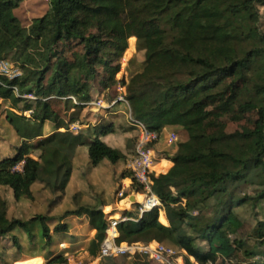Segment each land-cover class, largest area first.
<instances>
[{"label":"trees","instance_id":"trees-1","mask_svg":"<svg viewBox=\"0 0 264 264\" xmlns=\"http://www.w3.org/2000/svg\"><path fill=\"white\" fill-rule=\"evenodd\" d=\"M91 1L94 0H47L46 15L52 19L48 24L49 45L77 38L85 54L77 65V79H71L73 69L66 68L55 71L51 80L57 83L55 86H45L52 57L45 50L29 46L36 38L15 15L16 3L0 0V60L12 54L22 73L15 79L0 75V113L7 110L0 127V136L7 140L0 143V239L14 229L27 230L28 225L39 221L43 237L47 243L50 240L46 224L49 219L37 208L28 220L23 214L15 216L9 210V193L14 203L25 201L30 206L38 201L50 209L66 203L63 216L84 214L95 230L89 258L97 255L106 228L98 205H109L112 197L101 183L93 187L94 192L102 194L98 204L82 198L71 181L73 173L79 178L84 174V167L78 166L79 159L73 163L76 149H85V169L93 175L105 164L117 166L127 161L136 140V132L127 122L134 136L124 151L102 140L117 132L110 122L100 119L86 134L69 130L70 125L81 120L84 104L92 100L91 89L83 82L93 73L90 57H97L104 44L101 35L84 37L74 32L79 26L77 8L87 9ZM123 6L127 20L122 31L127 39L135 38V48L143 52V61L128 79L121 77L106 85L113 91L108 90L109 97L104 101L110 103L116 96L114 88L121 86L133 118L158 134L164 128L182 130L185 139L177 143L169 157L172 166L168 171L150 174L151 190L161 206L145 212L137 222H120L117 241H155L171 246L182 253V264H264V221L257 220L242 238L238 232L243 223L235 212L246 204L262 210L264 202V30L259 14L264 0H123ZM148 25L156 28L152 34L145 32ZM113 70L117 73L118 66ZM62 82L72 83V90L61 89ZM222 96L239 110L256 111L250 132L221 130L212 135L204 129L205 121L214 112H200V108ZM27 111L30 114L26 115ZM105 112L119 114L111 109ZM65 114L66 119L61 117ZM46 123L54 129L48 136L43 133ZM8 130L15 134V147L9 142L8 137H14L8 135ZM12 148L13 154L3 156ZM36 150L41 151L34 158ZM18 165L20 170L15 169ZM128 177L130 173L125 168L118 181ZM69 206L74 210H67ZM160 211L168 226L159 221ZM123 214L135 217L133 213ZM63 229V225H57L54 231ZM196 240L204 242L206 248L197 246ZM13 244L17 252H4L0 264L17 258L20 248L16 238ZM135 256L146 258L140 254L125 257ZM64 259L65 254L60 253L46 259L45 264ZM12 264H25V259Z\"/></svg>","mask_w":264,"mask_h":264},{"label":"rangeland","instance_id":"rangeland-1","mask_svg":"<svg viewBox=\"0 0 264 264\" xmlns=\"http://www.w3.org/2000/svg\"><path fill=\"white\" fill-rule=\"evenodd\" d=\"M16 3L15 15L20 20L21 24L27 28L31 29L33 33V37L36 38V42L33 44L29 43V46L40 48L41 50L47 51V55L51 56L52 60L49 64L48 69H50L46 77V81H44V85L47 83L57 84L53 79L55 71H63L66 68L71 70L70 77L75 80L78 78L77 76V65L80 63L85 54V47L82 43L79 42L77 38H73L71 40H61L57 43L56 46L51 47L48 42V24L51 23V16L46 15L48 10L47 0H13ZM259 14L261 16L260 23L261 28L264 30V8L259 10ZM76 17L79 21V26L75 29V33L82 34L84 37L91 35H101L104 44L101 48V53L97 57L91 56L92 65H94L93 73L91 74L92 82L86 81L83 82L84 86L90 87V93L92 96V101L97 100L103 97V100L109 97L108 90L106 89V85H108L112 80H118L121 77H128L137 71L140 68L141 62L143 61V52L137 51L135 48V38L127 39L122 31L123 25L126 22V14L123 6V0H94L91 1L88 5V8L78 7L76 10ZM40 19H43V22H39ZM155 26H146L145 32L147 34H152L155 31ZM117 56L116 53H120ZM12 55V54H10ZM8 56L6 60L13 68H18L15 66L14 61L11 56ZM90 60V61H91ZM2 61V60H0ZM118 66L119 71L115 73L113 70L114 67ZM22 75L20 71V76ZM85 76H90V73L84 74ZM84 75L80 76V80H83ZM61 89L72 90V83L69 85L65 82L59 84ZM115 89V88H114ZM111 91V90H110ZM16 92V91H15ZM24 97V96H23ZM26 98V97H25ZM30 99V98H29ZM6 106L9 108L10 105L6 103ZM83 110L81 112V120L84 124H88L87 128L84 127L79 130L80 133H90L92 131L93 126L97 125L98 121L101 119V122L104 123H112L116 129V134L114 135L115 144H124L125 149L127 150L130 146V140L134 136V131H131L126 123L125 115L121 112H118L117 115H110L104 113L102 109L98 110L95 107L91 106H83ZM118 110L125 111V108L121 105ZM4 111L0 113V127L4 124L3 116ZM200 112L203 111H213L214 116L207 119L204 123V129L212 134L216 135L221 130L226 133H231L234 131L241 132H250L253 129L254 121L257 117L255 110H239L236 106L225 96L220 98H215L208 104H206L203 108H200ZM18 114V113H17ZM66 115V116H65ZM61 115L63 118H67V114ZM103 116L105 117L103 119ZM94 123V124H93ZM128 124V123H127ZM85 125V126H86ZM170 130H166L161 134V141L165 144L166 134ZM178 136V142H181L185 139V135L182 130H173ZM2 132L6 134L5 130L2 129ZM124 135H126V139L124 142ZM10 143L14 144V140L11 137H8ZM17 144V142H16ZM134 146V145H133ZM6 147V145H5ZM174 146H169L168 148L172 149ZM7 149V147H6ZM5 149V150H6ZM41 150L33 152L32 156L37 157ZM6 154V153H4ZM6 156V155H5ZM87 158V154H86ZM85 158L84 156L79 157L78 166L83 168L82 171L84 174L79 178V176L73 178V183L76 189L82 193V198L85 201H88L90 204H98V198L101 197L102 194L96 193L93 190V187L98 186L102 183L105 187L106 194L108 196H112L113 202H115V194L117 191V187L120 184L118 181V177L125 168H123L126 164V161H123V164H119L117 166H112L109 163L102 166L99 170H97L93 175L87 173L88 170L85 169ZM18 169H21V165H18ZM128 183L127 181L125 182ZM99 190V189H97ZM248 194L251 191L246 190ZM39 198V197H38ZM37 203V204H36ZM47 203V202H45ZM44 203H39L38 201L34 203L31 211L29 210L25 215L26 217L32 216V211L36 210V208H40ZM121 205H126V203H121ZM109 206V205H108ZM106 207L105 213L109 212L112 208ZM43 208V207H42ZM260 210V206L257 208H252L250 204H246L240 208L235 210L236 215L239 219H241L243 226L239 230L240 237H244L247 235L257 220L264 221V202H262ZM103 211V210H102ZM41 212V211H40ZM104 213V212H103ZM112 213V212H111ZM118 216V215H117ZM115 216V217H117ZM159 221L162 222L161 215L159 217ZM101 222H106V217L104 216ZM41 223L35 222L34 224H30L27 227L26 233L30 234L32 229L33 232L36 233V228L32 226L39 227V236L37 238L36 244H31L25 249H19L18 255L21 254H32L39 252L46 245V239L42 235ZM22 232L18 230L15 232L14 236L4 239L3 248L5 246H9V242L13 243L14 238L16 237L17 241L20 242V236ZM19 237V238H18ZM1 245V244H0ZM5 245V246H4ZM196 245L201 247L202 249L206 248V244L201 240H196ZM2 249L0 246V255ZM8 251V250H7ZM178 251V250H177ZM6 252V251H5ZM17 252V248L13 250L12 253ZM11 253V252H9ZM182 256V253L178 254ZM69 256L73 259H81L86 261L87 256L84 253V249H77V251H70ZM5 261L7 257H4ZM3 259V260H4ZM7 264H11L10 259H7ZM158 264L155 262H149L147 258L144 257H118L113 259H104L100 262V264ZM25 264H41V260H31L26 259ZM45 264V261H44ZM172 264H175V261H172Z\"/></svg>","mask_w":264,"mask_h":264},{"label":"built area","instance_id":"built-area-1","mask_svg":"<svg viewBox=\"0 0 264 264\" xmlns=\"http://www.w3.org/2000/svg\"><path fill=\"white\" fill-rule=\"evenodd\" d=\"M0 75L8 79H15L20 77V70L18 68H13L7 61L2 60L0 61ZM115 93V98L108 104L102 97L97 100H90L84 105L91 106L92 108L95 107V109L98 110L102 109L104 113H106V109H111L114 113H123L128 125L133 127L136 132L133 153L127 159L125 165V168L130 173V177H128L127 180L128 183L126 184L122 181L118 185L115 194V204L118 205L121 204L122 201H125L129 206H136L135 217H128L126 215H119L117 217L111 216V212H113L114 209H111L107 213L104 211V215H106V228L104 237L99 245L98 253L95 257L87 258V260L84 261L81 259H73L69 254H65V259L63 261H54L48 264H98L103 259L134 256L135 254L143 255L149 261L158 264H172L174 257L178 254L175 248L155 241L151 243L133 244L117 241V225L120 222H137L145 212L161 206L159 199L151 190L152 181L150 174L154 173V152L152 147L159 141L162 132L158 134L156 131L149 130L146 124L132 117L131 111L125 100V90L123 87L116 86ZM24 97L33 99L31 95H24ZM120 105L125 108V111L118 110ZM26 114H30V111H27ZM81 127L82 125L76 122L69 126V130L77 134ZM177 143V134L173 130H170L166 134L165 145L174 146ZM15 169L19 170L18 166H16ZM137 195L142 197L140 201L136 200L135 197ZM59 248L61 250L66 249L63 244H60Z\"/></svg>","mask_w":264,"mask_h":264},{"label":"crops","instance_id":"crops-1","mask_svg":"<svg viewBox=\"0 0 264 264\" xmlns=\"http://www.w3.org/2000/svg\"><path fill=\"white\" fill-rule=\"evenodd\" d=\"M111 90L113 91V89H111ZM70 111H68L67 113H70ZM26 115H28V114H26ZM80 119H81V116H80ZM79 123L85 129L88 127L87 126L88 124L87 125L84 124L82 122V120H80ZM166 130H173V129L164 128L162 133L164 131H166ZM58 131L60 133H63L64 129H59ZM53 132H54V129L49 124L46 123L44 125V129H43L44 136H48V135L52 134ZM7 133H8L9 136H11V135L13 137L15 136V134L12 131H10V130H8ZM2 136L3 137L0 136V143H6L7 140L3 139V138H5L4 135H2ZM125 136L126 135H124V139H122L123 142L126 139ZM15 138L16 137H14V139H13L14 140V147L17 145L16 144L17 140H15ZM102 140L105 143H107L109 146H112V147H115V148H119L121 151H124V149H125L123 143L119 144V145L115 144V142H114V134H109L107 136H104V137H102ZM0 146H1V144H0ZM168 147L169 146H166L161 141V139H159V141L157 143H155L153 145V147H152L153 152H154L153 170H154L155 174H164L172 166V163L169 160V157L175 152L177 144L174 145V147L172 149H170ZM36 151H38V150H36ZM14 152H15V150H14V148H12V150H9V151L7 150L6 152H4L6 154H4L3 156H5V155L8 156L9 154H13ZM84 155H85V149L83 147H78L76 149V156L73 159V163L75 164L77 159H79V157L81 158V156H84ZM37 157H34V158H37ZM73 174H72V177H71V181H73V178H75L76 175H77V173H76V175H73ZM127 180H128V178L122 179L120 181V183L122 181L126 182ZM110 197H112V196L110 195ZM7 200L9 202V210L15 216H17V214L18 215L23 214L22 217L25 220H28L30 217H32V216L26 217V215H25L29 210L31 211V209H32V206L27 204L25 201H20L18 203H14V201L12 200V198L10 196V193L7 195ZM63 201L66 202L65 200H63ZM67 202H68V199H67ZM115 202H116V199H115ZM115 202H113V200H112V202L109 204V206L108 205H102L101 206V204H100V205H98V207L101 208L103 210V212H104L107 206L111 207V205L115 204ZM123 202H125V201H122L121 203H123ZM65 204L66 203L58 204L57 206H54V207H52L50 209L46 208L45 206H41L40 208L37 209L38 211H41L42 215L46 216L49 219L46 222V224H47V226L49 228L50 240H49L48 243L46 242L45 247H43L39 252L32 253V254H21V255H18L17 258L14 261L11 262V264L13 262H15V261L22 260V259H25V260L27 259L28 260L29 258H31V259L40 258L41 259V264H44V261L46 262V259H49V258H51L54 255H57V254H60V253L70 254V251H77L78 248L79 249H84L85 255L87 256V258H89V256H88V248H89L90 242L94 238L95 230H93L90 227L88 217L86 215H84V214H82L80 216H76V215L63 216V212L66 210V209L64 210V205ZM115 205H116V209H114V211L111 213V216L124 215L123 214L124 212H129V213L135 214L136 206H134V205H130V206L129 205L128 206H124V205H121V204H118V205L115 204ZM67 210H74L73 206H69ZM32 213L35 214L36 210H33ZM159 215H161V218L165 220V223H162V224L165 225V226H168V223L166 221L164 212L160 211ZM104 216L106 217V215H104ZM32 224H34V223H32ZM57 225H61V226L63 225L64 229L63 230H59L57 232L54 231V229H55V227ZM33 227L36 228V233H34L33 229H32L31 233L27 234L24 229L17 228V229H14L9 234V236H7V237H5L3 239H0L1 248L8 250V251L7 250H4V251L2 250L1 254H4L5 251L6 252H13V250L15 249L13 243L9 242L10 244H7L9 246H5L4 245L5 247L3 248L2 247L3 246L2 242L4 243L3 240L6 239V238L14 236L15 232H17L18 230H20L22 232V235L20 236V240L21 241L20 242L17 241L20 249H25V247H28L31 244H33V245L36 244L37 238L39 236V230H38L39 227L32 226V228ZM60 244H63L64 247H66V249L61 250L59 248ZM116 258H118V257H116ZM174 261H175V264H182L183 263V258H182V256H178L176 259H174ZM98 264H100V263H98Z\"/></svg>","mask_w":264,"mask_h":264},{"label":"bare ground","instance_id":"bare-ground-1","mask_svg":"<svg viewBox=\"0 0 264 264\" xmlns=\"http://www.w3.org/2000/svg\"><path fill=\"white\" fill-rule=\"evenodd\" d=\"M137 196H138V195H137ZM137 196H136V197H137ZM136 197H135V198H136ZM141 199H142V197H141V196H139V197H137V198H136V200H138V201H140ZM124 203H125V202H124ZM125 206H128V204L126 203V205H125Z\"/></svg>","mask_w":264,"mask_h":264},{"label":"water","instance_id":"water-1","mask_svg":"<svg viewBox=\"0 0 264 264\" xmlns=\"http://www.w3.org/2000/svg\"><path fill=\"white\" fill-rule=\"evenodd\" d=\"M131 200H132V199H131ZM111 208H112V209H116V205H115V204H112V205H111Z\"/></svg>","mask_w":264,"mask_h":264}]
</instances>
